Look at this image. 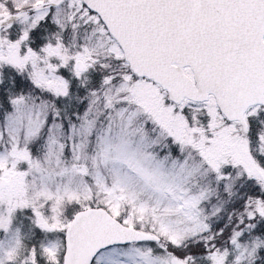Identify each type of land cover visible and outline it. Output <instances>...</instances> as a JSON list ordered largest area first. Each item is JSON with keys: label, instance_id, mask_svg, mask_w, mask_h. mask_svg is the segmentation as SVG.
<instances>
[{"label": "snow or ice", "instance_id": "obj_1", "mask_svg": "<svg viewBox=\"0 0 264 264\" xmlns=\"http://www.w3.org/2000/svg\"><path fill=\"white\" fill-rule=\"evenodd\" d=\"M0 264H264V0H0Z\"/></svg>", "mask_w": 264, "mask_h": 264}]
</instances>
